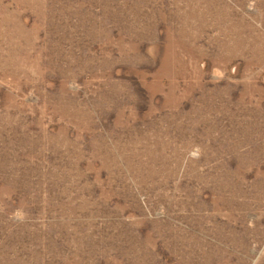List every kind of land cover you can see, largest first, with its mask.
Wrapping results in <instances>:
<instances>
[{"label": "rangeland", "instance_id": "374dc122", "mask_svg": "<svg viewBox=\"0 0 264 264\" xmlns=\"http://www.w3.org/2000/svg\"><path fill=\"white\" fill-rule=\"evenodd\" d=\"M0 264H264V0H0Z\"/></svg>", "mask_w": 264, "mask_h": 264}]
</instances>
